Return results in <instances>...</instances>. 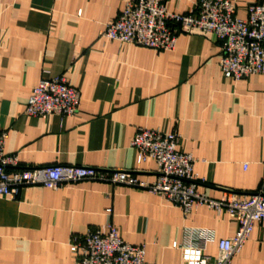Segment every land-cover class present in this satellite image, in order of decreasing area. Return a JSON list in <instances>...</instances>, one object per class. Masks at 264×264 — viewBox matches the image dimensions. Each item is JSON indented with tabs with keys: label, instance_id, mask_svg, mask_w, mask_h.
I'll return each mask as SVG.
<instances>
[{
	"label": "crops",
	"instance_id": "crops-1",
	"mask_svg": "<svg viewBox=\"0 0 264 264\" xmlns=\"http://www.w3.org/2000/svg\"><path fill=\"white\" fill-rule=\"evenodd\" d=\"M126 0H0V131L3 151L17 168L77 165L138 169L156 177L152 159L136 165L130 140L139 127L177 131L178 150L191 153L197 189L219 199L264 189V74L240 80L219 69L221 43L199 30L174 27L175 46L155 51L100 36ZM245 18L253 0H230ZM196 0H167L166 8L193 13ZM63 73L80 92L75 114H24L41 78ZM246 164V168L243 165ZM110 208L109 213L106 209ZM112 223L124 241L143 244L150 264H179L187 228L232 236L237 219L206 206L182 210L146 189L94 179L21 188L0 197V264H73V235ZM236 264H264V222H256Z\"/></svg>",
	"mask_w": 264,
	"mask_h": 264
},
{
	"label": "built area",
	"instance_id": "built-area-1",
	"mask_svg": "<svg viewBox=\"0 0 264 264\" xmlns=\"http://www.w3.org/2000/svg\"><path fill=\"white\" fill-rule=\"evenodd\" d=\"M166 1L126 0L117 17L100 31V36L164 51L175 46V26L183 32L212 33L221 43L218 66L226 78L240 80L255 73L264 74V0H253L245 18L236 16L230 0H196L193 13L169 11ZM79 103V90L69 85L61 73L41 78L32 87L24 114L36 117L55 114L62 118L75 114ZM4 139L5 132L0 131V197H15L28 185L57 189L65 183L94 179L113 186L123 184L146 189L178 206L184 215L194 207L206 206L237 219L235 233L216 241L215 256L205 253L207 243L213 239L209 229H185L183 241L172 243L180 249L179 264H236L235 257L254 223L264 222V189L249 195L229 192L219 199L209 198L197 189L203 180L193 171L196 158L178 150L180 134L175 130L160 132L139 127L130 140L137 166L148 159L155 161L156 177L152 182L138 178L137 168L99 169L77 165L17 168V157L5 155L3 151ZM110 211L106 209L107 213ZM69 249L74 255L73 264H150L144 260V245L124 241L112 223H107L104 230L73 235Z\"/></svg>",
	"mask_w": 264,
	"mask_h": 264
}]
</instances>
